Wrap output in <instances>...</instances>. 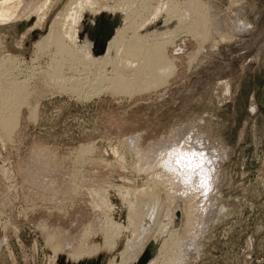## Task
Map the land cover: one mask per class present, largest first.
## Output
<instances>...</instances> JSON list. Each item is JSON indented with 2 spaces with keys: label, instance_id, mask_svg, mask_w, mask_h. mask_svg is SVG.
<instances>
[{
  "label": "rangeland",
  "instance_id": "374dc122",
  "mask_svg": "<svg viewBox=\"0 0 264 264\" xmlns=\"http://www.w3.org/2000/svg\"><path fill=\"white\" fill-rule=\"evenodd\" d=\"M44 1L23 0L17 16L0 22V85L16 80L27 91L17 124L8 129L10 135L2 117L14 113L0 98V264H59L61 255L65 262L78 263L99 254L106 264L111 254L118 262L132 230L118 226L125 211L109 213L93 204L92 191L104 187L118 205L120 187L131 189L132 197L144 187L154 190L160 216L156 223L145 218L141 227L143 235L153 236L165 207L184 202L177 194L171 196L176 189L166 176H146L136 167L137 160L140 151L147 154L153 144L176 135V129L187 124L208 139L201 145L204 151L223 148L225 155L218 169L219 184L211 195L216 201L208 202L215 213L190 262L264 264V0H200L204 6L199 17L207 24L197 35L183 28L171 36L174 41L167 43V52L176 68L165 82L132 94L103 89L87 98L58 88L59 80L49 77L55 69L56 61L51 60L55 48L53 44L42 48L44 35L52 23L57 24L70 0H49L40 11L46 12L44 18L32 27L35 17L27 20L31 7ZM101 1L125 3L134 17H141L166 0ZM201 33L204 41L198 38ZM126 138L134 139L138 148ZM197 205L198 225L203 210ZM106 212L109 228L119 230L115 243L107 248L102 246L99 228ZM86 230L91 234L81 240ZM52 236L66 246L53 247ZM85 243L101 247L79 257L70 255ZM164 247L175 252L170 245Z\"/></svg>",
  "mask_w": 264,
  "mask_h": 264
},
{
  "label": "bare ground",
  "instance_id": "6f19581e",
  "mask_svg": "<svg viewBox=\"0 0 264 264\" xmlns=\"http://www.w3.org/2000/svg\"><path fill=\"white\" fill-rule=\"evenodd\" d=\"M22 1L23 0H0V22H7L17 16L20 11V2ZM198 1H159L156 5L150 7L149 14L146 10L141 17H134L130 6L125 3L111 5L101 0H70L59 13L60 19L57 24L53 25L52 23V25H50V29L44 35L45 41L43 44L40 39L37 40L39 45L42 44L43 49L45 46L54 45V57L51 56V58L53 57L51 60L56 62L54 65L55 69L51 67L54 73H50V79L59 80V87H56L68 89L86 98L103 89L132 94L139 90L159 86L174 73L176 68L174 57L172 56L171 58L167 52V43L169 42L170 44L169 40L174 39H171V36L183 28L194 34L196 32L200 33V29H202L201 26L204 25L206 21L204 18L205 16L203 20L201 16L199 17V14H202L200 12L204 4H200L201 1ZM48 3L49 0H45L41 4H34L31 7L32 10L29 9L31 13L28 15L27 20L32 16L36 19L32 27L44 18L46 12L40 14V11L45 5H48ZM205 12L206 11H204V14ZM35 14H37V16ZM101 15H105L109 18V20L103 24L105 27H108V22L111 25L113 24V32L106 42L104 50L98 52V39L93 38H95L94 29L99 25V17H101ZM206 16L209 15L206 13ZM215 20L212 22L214 23ZM217 22L218 24L220 23V21ZM215 27H218V25H215ZM208 29L211 28L209 27ZM205 30L207 31V29L201 31L207 35ZM218 30H220V28ZM218 30H216V32ZM128 31H130V33H127ZM208 32L213 33L210 32V30ZM181 33L182 31L180 34ZM201 34L198 38L201 37V40H203V34ZM169 49L170 48H168V51ZM50 66L51 64L49 67ZM64 68H67L66 72L63 71ZM92 72L93 75L90 76ZM24 81L22 80V83ZM19 82L20 81L16 80L12 82L11 80L9 83L6 82V85H0V98L4 100V105H6L5 108L7 107L8 112H11V114L14 113L11 118L2 117L3 128L6 127L5 132L8 129L12 130L16 126L19 118V107L24 103L27 96V91L24 89L25 85L23 86ZM11 114L9 113L10 116ZM194 126L197 125L195 124ZM176 130H178L176 131L178 133L175 132V137L172 135L166 140L161 141L162 143L160 142V144H153L150 149L151 151L148 153L146 152L147 154L145 155L143 151H140V157H142L140 158L137 156L140 158L137 160V163L139 161V166L136 164L137 168L140 167L141 170H144V172L146 171L148 174L146 176L150 175L149 177L154 174H157L158 177H160L159 175L163 177L166 176L168 184L170 181L172 186L176 189V192L174 191L175 189H173L175 194L172 193L174 196H171L175 198L177 194L176 196L178 197L176 198L178 199L181 196L184 202L183 205L177 202L175 208L168 207L166 209L165 207V211L163 210L164 216L161 218L162 221H159L160 224H158L159 226L157 225L159 228H157L158 230L155 234L152 233L154 234L153 236L148 237L147 234L143 235L141 229L144 227H142V224L145 218L153 219L156 223L160 216V210L156 209L159 198L154 190L151 191V188L144 187L139 189L140 192L135 193L134 197H132L131 189L120 187L117 189V193L122 200L121 205L116 204L117 202H112L110 199L112 195L108 188L104 187L94 192L92 191L93 204L96 205V207L101 206L109 211V213L114 210H120L121 212L125 211V221L119 222L118 226L130 227L132 230L131 238L129 241H125V248L122 251L121 259L116 262L115 255L111 254L108 264H135L149 243H152L154 246V254L146 264H157L159 258L164 256L165 258L162 260V263H160L161 261L159 262L160 264H192L190 261L193 255L199 252L200 239L203 238L206 233L212 214L215 211L212 205V210L209 209L210 207L208 205L214 200V196L212 198L211 195L217 184H219L218 181L220 178L218 169L225 155L223 153V148L220 152L216 148L210 152L204 151V148L202 149V143H206L208 139L207 141L205 140L201 129L200 131L202 134L198 132L195 127L188 126L187 124V127H182L181 129L180 126V128ZM8 132L7 134L10 135L11 132ZM127 140L129 144L135 141L130 138ZM135 144L136 142L133 145ZM181 144L183 146H181ZM226 150L227 149H225V151ZM144 151H146V149ZM137 153L139 155V152ZM158 177L157 181L159 180ZM166 179L164 178L163 180L165 181ZM151 181L153 182L152 179ZM157 181H155V183ZM151 184L152 186L155 185L154 183ZM169 192H171V190ZM209 201H211L210 204L208 203ZM198 202H202L203 205ZM197 204L201 205L199 209L203 210L201 211V221H199L200 223L198 225L195 222L199 207ZM215 206L214 202V207ZM109 213H107L104 223L99 226L103 233L102 246L106 248L115 243V236L119 231L118 229L112 230L109 228L108 224L110 223L107 220V217L110 215ZM154 222L153 225H150L151 228L154 227ZM53 233L51 235H53ZM90 234L91 232L89 233L86 230L80 239L84 240ZM137 234H140L142 237L139 241L136 238ZM49 239L53 247L66 246L65 242H62L57 236H52ZM79 245L80 246L74 251L69 252L71 256L79 257L85 253L96 250L97 246L101 247V244L85 243L83 246L81 244ZM168 245H170L169 248L173 247L175 249L173 250L175 251L173 252L174 254L172 250L169 249L173 257L167 255L168 249H164V246ZM190 253L192 254L190 255ZM89 260L92 259L89 258ZM76 263L65 262L64 255H61L59 261V264ZM106 263L107 261L105 262L104 260L101 264ZM77 264H79V262Z\"/></svg>",
  "mask_w": 264,
  "mask_h": 264
},
{
  "label": "water",
  "instance_id": "95a60500",
  "mask_svg": "<svg viewBox=\"0 0 264 264\" xmlns=\"http://www.w3.org/2000/svg\"><path fill=\"white\" fill-rule=\"evenodd\" d=\"M99 25L96 26L94 29L95 37H97L99 42V48L97 49L98 52H102L105 48L106 42L110 38L113 32V24L111 25L109 22L107 23L108 27L104 26L103 23L107 22L109 18H107L105 15H101L99 17ZM103 24V25H102ZM153 244L149 243L145 250L143 251L142 255L139 257L138 261L135 264H146V262L152 257L154 254V248ZM102 254H99L98 257L92 260H87L85 262H79V264H101L102 263Z\"/></svg>",
  "mask_w": 264,
  "mask_h": 264
}]
</instances>
